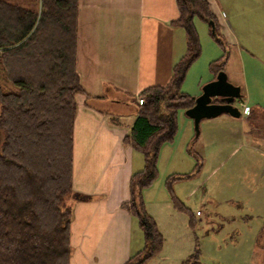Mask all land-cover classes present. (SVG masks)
Returning a JSON list of instances; mask_svg holds the SVG:
<instances>
[{"label":"trees","instance_id":"1","mask_svg":"<svg viewBox=\"0 0 264 264\" xmlns=\"http://www.w3.org/2000/svg\"><path fill=\"white\" fill-rule=\"evenodd\" d=\"M77 1L36 0L29 8L0 0V70L12 84L5 90L0 82V264H70L69 200L87 198L72 189L75 95L83 92L75 64ZM176 3L174 24L185 32L186 51L165 86L142 90L141 105L131 99L137 116L129 139L144 165L132 174L130 198L122 207L138 220L145 243L124 264H143L161 248L141 191L156 177L159 146L172 138L176 110L194 104L180 91L200 53L193 17L218 31L206 0ZM219 61L210 64L215 73L223 69ZM173 95L178 102L171 103ZM173 202L182 209L178 199ZM196 256L182 264H200Z\"/></svg>","mask_w":264,"mask_h":264},{"label":"rangeland","instance_id":"2","mask_svg":"<svg viewBox=\"0 0 264 264\" xmlns=\"http://www.w3.org/2000/svg\"><path fill=\"white\" fill-rule=\"evenodd\" d=\"M5 1L29 8L36 3ZM220 1L225 12L234 13L236 20L232 22L239 25L235 37L242 61L238 54H232L229 36L225 38L208 22L193 17L200 53L186 70L180 91L197 98L214 75L210 64L220 63L222 58L228 72L243 67L239 75L247 77L251 95L243 104L253 113L248 118L246 108L235 102L240 117L220 114L203 118L196 135L193 119L185 109L176 110L172 138L159 146L156 177L141 191L145 210L162 236L160 250L143 264H182L194 255L200 264H264V115L259 112L264 109V0ZM240 15L250 22L242 21ZM183 33L184 49L181 40L176 63L186 51ZM0 82L5 90L12 86L5 82L1 70ZM178 100L173 95L171 103ZM105 110L114 112L115 106L108 103ZM139 157L142 161V154ZM143 165H138L139 170ZM144 237L134 218L126 245L119 244L123 252L105 253L100 257L102 264L110 263L113 257L119 262L124 255H134L143 248Z\"/></svg>","mask_w":264,"mask_h":264},{"label":"crops","instance_id":"3","mask_svg":"<svg viewBox=\"0 0 264 264\" xmlns=\"http://www.w3.org/2000/svg\"><path fill=\"white\" fill-rule=\"evenodd\" d=\"M206 1L217 30L230 37L232 54L242 61L234 13L225 12L220 0ZM178 17L176 0L77 1L75 64L83 92L75 95L72 189L87 198L69 200L70 264H102L101 256L123 252L119 244L126 245L131 236L134 217L122 204L129 200L131 176L143 162L129 139L137 116L131 99L148 87L169 82L181 40L184 49L183 29L174 24ZM225 64L222 70L240 87L238 103L249 118L252 108L243 103L251 96L250 87L247 77L239 75L243 65L228 72ZM108 103L115 106L114 112L105 110ZM259 112L264 115L263 108ZM131 256L124 255L119 262L113 257L107 264L125 263Z\"/></svg>","mask_w":264,"mask_h":264},{"label":"water","instance_id":"4","mask_svg":"<svg viewBox=\"0 0 264 264\" xmlns=\"http://www.w3.org/2000/svg\"><path fill=\"white\" fill-rule=\"evenodd\" d=\"M240 87L230 83L223 70L217 72L212 81L203 85L201 94L194 99L193 106L185 110V114L193 119L195 134H198V123L203 118H213L222 113L239 117L240 111L235 102L241 98ZM220 98L222 102H212Z\"/></svg>","mask_w":264,"mask_h":264},{"label":"built area","instance_id":"5","mask_svg":"<svg viewBox=\"0 0 264 264\" xmlns=\"http://www.w3.org/2000/svg\"><path fill=\"white\" fill-rule=\"evenodd\" d=\"M136 101H137V103H138L139 105H141V104H142V101H143V99H142V98H140V97H137V98H136ZM197 214H198V212H197Z\"/></svg>","mask_w":264,"mask_h":264},{"label":"flooded vegetation","instance_id":"6","mask_svg":"<svg viewBox=\"0 0 264 264\" xmlns=\"http://www.w3.org/2000/svg\"><path fill=\"white\" fill-rule=\"evenodd\" d=\"M212 102H219L220 103V102H222V100L220 98H213Z\"/></svg>","mask_w":264,"mask_h":264}]
</instances>
